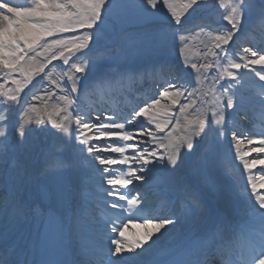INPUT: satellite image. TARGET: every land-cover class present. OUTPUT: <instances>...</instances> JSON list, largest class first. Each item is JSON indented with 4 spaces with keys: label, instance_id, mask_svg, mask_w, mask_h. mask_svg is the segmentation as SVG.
I'll return each mask as SVG.
<instances>
[{
    "label": "snow or ice",
    "instance_id": "1",
    "mask_svg": "<svg viewBox=\"0 0 264 264\" xmlns=\"http://www.w3.org/2000/svg\"><path fill=\"white\" fill-rule=\"evenodd\" d=\"M224 7L227 11L222 10V0H183L179 11L172 0H31L27 6L0 0V72L23 77L12 80L14 88L3 90L0 85V264H73V233L86 237L94 229L101 230L109 241L99 264H138L137 258L148 252L163 232L186 227L193 230L173 264H206L196 253L214 242L225 243L238 229L246 231L247 242L233 264H264V192L260 191L264 175L259 185L256 177L248 178L251 205L244 223L231 218L232 213H239L238 206L227 198H213L221 185L209 179L220 167L221 155L228 152L234 160L242 161L249 173L257 165L264 166V159L248 160L249 153L240 152L242 143L251 145L258 140L251 151L264 153V134L249 137L229 124L234 117L246 116L254 102L264 109V93L256 101L246 94L249 77L258 78L264 87V49L256 51L238 43L257 18L264 20V0H236ZM196 12L200 15L187 22ZM133 24L150 25L151 31L138 41L126 39L127 28ZM197 28L214 33L203 51L205 57L213 58L212 63L200 65L188 58L186 36ZM62 34L70 35L62 39ZM170 44L174 59L165 57L142 68L133 67L161 56ZM237 50L242 55L234 58ZM38 56L43 57L39 63ZM72 57L87 60L70 63ZM58 58L68 65L65 79L71 85L68 95L61 97L65 107L45 116L26 103L28 92L38 87L47 91L45 69ZM214 67L216 91L212 94L216 103L189 119L184 135L163 142L152 131V126L163 131L160 117L168 115L161 99L172 104L180 97L190 100L195 95L191 86L196 78H207L202 69ZM157 69L166 71L168 78L153 81L158 90L151 102H143L127 115L83 111L82 97L97 82ZM90 73H95L94 78L84 83ZM49 84L59 87L55 80ZM185 107L181 105V111ZM93 128L108 130L114 138L101 147L89 135ZM41 131L46 133L44 141L37 135ZM49 136L55 138L54 143L47 142ZM73 141L83 146L78 147L81 153L91 157L98 174V195L115 218L100 221L87 211L71 165L58 171L57 182L44 188L39 200L32 198L29 162L35 158L47 162L59 145L71 146ZM120 141L123 145L115 146ZM112 154L121 158L114 159ZM115 165L127 168L126 178H111L110 169ZM121 187L127 191L122 192ZM153 189L167 199V214L153 215ZM224 190L228 191L226 186ZM137 210L146 214L144 227L148 231L142 239H125L128 224L124 220L134 219L130 213ZM200 225L205 226L202 232L196 231ZM52 241L59 249L55 261L45 258Z\"/></svg>",
    "mask_w": 264,
    "mask_h": 264
},
{
    "label": "bare ground",
    "instance_id": "2",
    "mask_svg": "<svg viewBox=\"0 0 264 264\" xmlns=\"http://www.w3.org/2000/svg\"><path fill=\"white\" fill-rule=\"evenodd\" d=\"M11 3L13 5H19L21 3V0H11ZM212 34L214 33H210L209 29H205L203 32H201V30L198 28L195 29L194 32H190L187 34L186 40L188 45V58L190 60L198 61L200 65H203L205 62L212 63L213 58L205 57L203 55L204 49L210 46L209 39H210V35ZM170 47L171 45L168 46V48ZM37 52L38 53L43 52V49H37ZM48 54L50 53H46V55ZM42 59H43L42 56H38L36 62L39 63ZM61 66L49 64L46 67L45 72L47 73V75L44 76L43 83H44V88L47 89V91L42 90L40 87H38L36 89H33L31 92H28V99L26 103L35 105L37 110L42 114H44L45 116L49 112H53L58 108L65 107V101H63L61 97L64 95H68V90L71 85V81H66L65 79V73L68 72V66L66 67L65 70L61 69ZM202 71L206 72L207 78H205L203 75L198 76L196 78L195 84L191 86L192 89L195 91V95L190 100L186 99L185 97H180L176 104H172L171 101L168 99H161V105H163L164 108H166L169 111H172V113L176 112L177 114L176 122L174 125H171L170 121H164L163 131L155 129L158 131L156 135L163 142L167 143L169 140L175 139L177 136L184 135V125H186L187 121L189 119L195 118L199 113L209 111L211 105L216 103L215 97L213 96L212 93L216 91L213 83V77L215 76L217 69L214 67L212 69H202ZM52 80L58 81L59 87L49 84V81ZM193 103L196 105L195 108L192 107ZM181 105L186 106L183 111H181ZM95 130L96 129H92L90 131L91 133H94L96 132ZM101 134L107 136L105 132H101ZM37 135L40 136L41 141L45 140L46 133H44L43 131L39 132ZM105 140H102V143H104ZM47 142L50 144L54 143L55 138H51V136H49V138H47ZM74 144L75 142L73 141L72 146H74ZM66 147H68L69 149H66ZM249 147H250L249 144H241L240 152H248L249 155H247L245 159L251 160L254 157V155H252V152L251 150H249ZM61 151H66V152L68 151V155H69L68 161L64 165V168H67L69 165H71L73 169V181L74 182L79 181L80 173L79 170L77 172L78 168H76V165L72 161L73 154L70 150V146L59 145L56 149V155L58 152ZM56 155L53 156L47 162L42 161L39 158H35L29 162L30 168L32 170V184L30 187L32 198L39 200V195L37 190L40 185L46 188L57 182L58 179L56 180L55 177H51V176L49 177L45 174L41 175L40 172L45 169L47 170L46 168L47 164L54 161ZM58 155H62V153ZM87 155L88 158L91 160V157L89 156L88 153ZM222 155H221L220 167L215 170V173L212 176H210L212 181L218 180L221 185L220 191L218 193H215L213 195V198L217 200H224L225 198H227L233 206H238L240 209L239 213L231 214V218L233 220H236L242 216L243 212H246V207L248 205L250 206L251 202L249 198L242 193L241 188L240 187L238 188L237 178L233 174H225L224 176L221 175L220 168H223L225 166V164L223 163L224 161H222ZM238 163L241 164V161H238ZM45 172L48 173V171ZM250 175L253 176L252 172L249 173L246 170L245 177L247 180ZM225 186L227 187L228 191L224 190ZM24 195L25 197H27V193H25ZM186 229L188 228L186 227L183 230ZM146 231H148V229L143 231V228H134L133 231H128L127 235L129 237V240L142 239ZM136 233H138V236ZM182 233L183 232H181V230L177 231L175 229L169 232H163V234L160 237V240L156 244H154L152 248H150L148 252L144 253L141 257L146 258L148 256V253L152 252L161 243H164L166 239H169L170 237H174V236L177 237ZM153 239H155V235L153 236ZM77 254L80 255L82 259V253L80 249H78ZM141 257L137 258V261Z\"/></svg>",
    "mask_w": 264,
    "mask_h": 264
},
{
    "label": "rangeland",
    "instance_id": "3",
    "mask_svg": "<svg viewBox=\"0 0 264 264\" xmlns=\"http://www.w3.org/2000/svg\"><path fill=\"white\" fill-rule=\"evenodd\" d=\"M172 2L174 3V5L176 6L177 10H180V7L183 3V0H172ZM31 3V0H26L25 5L27 6ZM233 4V2L229 1V0H222V10L223 11H227V7L224 6H231ZM159 7V5H158ZM164 12L167 13V8L164 9ZM198 15H200V13H197L195 15V17H197ZM163 16H161V20H163ZM192 19V18H191ZM146 28V29H145ZM151 31V26L150 25H140V24H133L131 26H129L127 28V33L128 36L126 37V39H131L134 41H138L140 39L143 38L144 34ZM70 34H62L60 35V38L62 39H66L69 38ZM46 40H51L52 38L49 37H45ZM44 41H41V43H43ZM171 47L170 48H166L163 52V54H168L170 53V51L173 49V45L170 44ZM85 58V57H84ZM151 57H149L148 59H150ZM86 59V58H85ZM75 61L76 63H81L83 61V58L81 57L79 60H76L75 57L70 58V63ZM63 64L62 58H58L57 60L53 61L50 65H59L61 66ZM63 66H61L62 68ZM13 79H23V77L20 76L19 73H16L13 76H5L4 72H0V85L3 86L4 90H7L9 88H14L16 87L14 84H12V80ZM30 87V85H29ZM25 91H27V89H25ZM168 115L167 117L165 116H161L160 119L167 121ZM92 135V134H91ZM95 139L94 140H98L99 138L92 135Z\"/></svg>",
    "mask_w": 264,
    "mask_h": 264
}]
</instances>
